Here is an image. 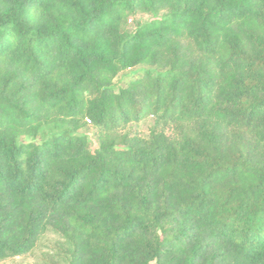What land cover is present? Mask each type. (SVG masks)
Segmentation results:
<instances>
[{
	"label": "trees",
	"instance_id": "obj_1",
	"mask_svg": "<svg viewBox=\"0 0 264 264\" xmlns=\"http://www.w3.org/2000/svg\"><path fill=\"white\" fill-rule=\"evenodd\" d=\"M49 232L44 264H264V0H0V262Z\"/></svg>",
	"mask_w": 264,
	"mask_h": 264
},
{
	"label": "rangeland",
	"instance_id": "obj_2",
	"mask_svg": "<svg viewBox=\"0 0 264 264\" xmlns=\"http://www.w3.org/2000/svg\"><path fill=\"white\" fill-rule=\"evenodd\" d=\"M150 19L149 16L147 15H138L134 21L132 22H128L129 28L133 27V24L135 22H146ZM141 68H135L132 70H128L125 71L121 74H119L115 80H114V86L116 89H119L121 87H123L129 80H131L133 78V76L140 71ZM149 126L148 123H140L139 125L136 126V128L139 131H143L144 133L146 132V128ZM86 134L88 135V137L90 138V141L92 144H94V131L92 128H88L86 131ZM26 142H29L30 139H25ZM60 239L58 238L57 235H55L52 232H49L45 235V237L43 238V240L41 241L38 249L33 253V255L31 256H27L24 261L28 260L30 263H39L40 264H44L47 261V255L52 253V249L53 246L57 247V244H59ZM24 261H21L19 259H14V260H8V261H3L0 262V264H24Z\"/></svg>",
	"mask_w": 264,
	"mask_h": 264
}]
</instances>
